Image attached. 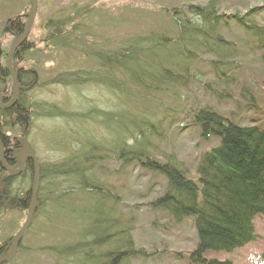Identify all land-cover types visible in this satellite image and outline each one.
Wrapping results in <instances>:
<instances>
[{
    "label": "trees",
    "instance_id": "obj_1",
    "mask_svg": "<svg viewBox=\"0 0 264 264\" xmlns=\"http://www.w3.org/2000/svg\"><path fill=\"white\" fill-rule=\"evenodd\" d=\"M215 2L165 10L170 27L128 39L115 53L87 50L83 58L92 59L93 68L64 72L48 83H40L36 71H16L22 90L17 102L0 110V116L13 118L16 126L26 130L28 122L53 123L40 142L56 158H37L39 187L33 218L52 222L57 211L63 210V200L75 194L89 201L81 210L89 221L75 230V240L47 247L55 257L54 264H127L148 257L135 247L133 218L123 215L115 188L96 176V166L109 160L118 164V173L137 166L165 180L163 192L148 206L176 224L192 222L195 247L186 257L179 256L186 264H233L207 255L231 254L256 238L255 222L264 220V109L250 98L248 89L240 92L246 101L244 117H225L208 105L188 111L185 126L196 130L206 144L216 142L199 156L194 178L173 155L160 160L154 154L164 120L131 106L150 92L173 93L189 86L201 55L213 57L210 63L218 86L224 85L214 89L216 99L229 100L227 87L231 91L238 84L232 60L240 52L221 32L235 25L242 29L250 48L264 52V3L245 14L226 15ZM78 14L84 17L86 12L77 11L75 16ZM258 15L260 21L255 19ZM71 22L69 17L58 22L62 33L68 32ZM70 29L81 32L75 25ZM31 49L22 45L12 64ZM7 78L5 67H0V93L6 91ZM47 85L65 89L64 99L49 102L30 97L31 90ZM93 87L103 96H114L115 105L99 106L91 94ZM4 180L9 186L7 192L1 191L2 197L13 196L17 208H24L33 182L32 163L19 176Z\"/></svg>",
    "mask_w": 264,
    "mask_h": 264
},
{
    "label": "rangeland",
    "instance_id": "obj_2",
    "mask_svg": "<svg viewBox=\"0 0 264 264\" xmlns=\"http://www.w3.org/2000/svg\"><path fill=\"white\" fill-rule=\"evenodd\" d=\"M209 1L37 0L35 20L27 38V44L32 49L12 66L15 71L21 68L36 71L40 83H48L54 76L64 72L93 68L94 61L83 58L82 53L87 50L109 55L115 53L128 39L149 32H164L171 26L165 10L185 8L189 5L203 7ZM215 1L220 12L226 15L245 14L248 9L260 7L264 3V0ZM29 8L30 0H0V47L5 53L11 44V36L4 31L7 22L17 16L26 22L25 15L27 17ZM82 10L86 12L84 17L80 14L75 16L77 11ZM63 17L72 18L70 27L78 26L80 34L72 33L70 27L68 32L62 33L58 22ZM255 19L260 21V15ZM221 34L234 42L240 52L239 56L232 60L238 84L233 85L231 91L227 87L231 94L229 100L216 99L214 89H223L224 85L218 86L219 82L217 83L210 63L213 57L201 55L189 86L173 93L150 92L147 98L131 103L134 110L145 109L164 120L162 139L155 144L154 154L157 158L173 155L187 169L191 178L195 177L199 156L216 146V142L206 144L199 139L196 130L185 126L189 110L208 105L225 117H244L247 113L243 108L246 101L240 97L242 88L248 89L250 98L254 99L260 110L264 109V52L250 48L242 29L235 25H231L229 30H223ZM0 67H5L3 60ZM7 81L6 91L2 95L11 99L13 89L9 76ZM1 82L3 81L0 79ZM48 86L39 88L36 92L31 90L30 97L49 102L64 99L65 89ZM91 94L97 99L99 106L108 108L115 105L116 98L112 95L103 96L97 93L94 87ZM4 121L7 123L5 128L9 131V138H20L21 134L25 133V139L36 158H56V155H51L40 142L44 140L48 127L53 126L52 121L28 122L27 130L16 126L13 118ZM118 169V164L109 160L96 166L95 172L104 183H109L115 188L121 200L123 215L133 218L132 239L135 247L142 249L148 256L130 260L127 264H186L179 256L186 257L195 247L196 236L192 222L184 220L176 224L168 216L152 211L148 206L151 200L163 192L165 180L161 176L142 171L137 166H130L123 173H118ZM88 206L87 197L75 194L63 200V210L57 211L52 222L47 223L42 217L32 218L22 238V249L10 264H54L55 257L47 247L72 243L75 240V230L89 221L86 215L81 214V210ZM26 214V208L10 207L9 203H6L0 210V242L15 237L26 219ZM255 227L256 238L253 242L231 254L210 253L207 257L233 264H264V220H257Z\"/></svg>",
    "mask_w": 264,
    "mask_h": 264
},
{
    "label": "water",
    "instance_id": "obj_3",
    "mask_svg": "<svg viewBox=\"0 0 264 264\" xmlns=\"http://www.w3.org/2000/svg\"><path fill=\"white\" fill-rule=\"evenodd\" d=\"M36 12H37V0H30V8L27 14V20L24 24V28L22 32L20 33V35L13 36L12 42L9 46L7 57L5 59V69L12 83L13 94H12L11 99L5 104L2 103L3 97H2V94H0V110H8L17 102L20 85L18 83L17 72L15 71V69L13 68L11 64V57L17 48L26 44L27 37L31 31L32 25L35 20ZM20 143L22 145V149L19 152H16L14 155V158L19 162V167L15 171H12L7 168L4 162V159H3V150L0 144V165H1V168L8 174V176H11V177L17 176L21 172L24 164L28 161L31 162L33 165V182H32V187L30 191V200L27 206L26 219L22 227L20 228V230L17 232V234L13 238V245H12L9 255L4 259L0 258V263L9 262L14 257L15 251L17 249L18 244L20 243L22 239L23 234L29 228L30 223L33 218V210L35 207L36 195H37V191L39 187V166H38L37 158L33 154V152L31 151V149L28 147L27 144H25L23 141H20Z\"/></svg>",
    "mask_w": 264,
    "mask_h": 264
},
{
    "label": "flooded vegetation",
    "instance_id": "obj_4",
    "mask_svg": "<svg viewBox=\"0 0 264 264\" xmlns=\"http://www.w3.org/2000/svg\"><path fill=\"white\" fill-rule=\"evenodd\" d=\"M26 18L27 17L25 15V19ZM24 24H25V22L21 21L19 16H17L16 18L9 20L7 22L4 31L6 34H9L11 36V42H12L14 35H20V33L22 32V30L24 28ZM25 46L31 47L29 44H27V41H26ZM19 48H17L16 51L13 53V55L11 57V62H13V59H14L15 55L18 53ZM7 52H8V50H7ZM7 52L5 53L3 51V49L0 47V62L3 60V62L5 63V59L7 57ZM2 97H3V100H2L3 104L7 103L8 100H10L3 95H2ZM1 111H3V110H1ZM6 125H7V123L4 121V117L0 116V144H1V147L3 150V159H4V162L7 166V168L12 170V171H15L19 167V162L14 158V155L16 152H19L22 149V145H21L20 141H23L27 145H28V143L25 139V133H22L20 138H16V136L9 138L8 137L9 135H7V133H9V131H7L5 128ZM3 130H4V132H3ZM30 163L31 162H29V161L26 162L24 164L21 172L17 176H19L24 171V169H26V166L28 164L30 165ZM17 176H13V177L8 176V174L1 168V165H0V182H2L0 185V199H1L0 200V207H1V209H3L6 206V203H9L10 207H17L19 205L17 202V199H15V197L10 196L9 198H7V197H2V195H1V191L6 190V192H7L8 186H9L8 183L7 184L3 183L5 181L4 179L6 177L14 178ZM29 196H30V190H29ZM29 200H30V197H29ZM28 203H29V201H28ZM28 203L25 202L23 204L24 205L23 207L27 209ZM23 236H24V234H23ZM23 236H22V238H23ZM21 244H22V239L17 246L14 257L9 262L0 263V264L12 263L15 259V256L17 255L18 251L22 249ZM12 245H13V237L8 238V239H3L0 242V258L1 259H4L9 255L11 248H12Z\"/></svg>",
    "mask_w": 264,
    "mask_h": 264
}]
</instances>
